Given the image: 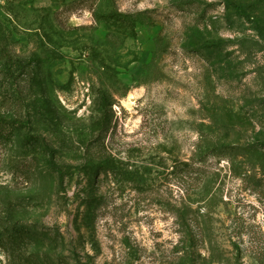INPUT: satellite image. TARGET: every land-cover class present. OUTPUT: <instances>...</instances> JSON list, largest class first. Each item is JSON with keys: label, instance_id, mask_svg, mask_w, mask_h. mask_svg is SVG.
Returning a JSON list of instances; mask_svg holds the SVG:
<instances>
[{"label": "rangeland", "instance_id": "rangeland-1", "mask_svg": "<svg viewBox=\"0 0 264 264\" xmlns=\"http://www.w3.org/2000/svg\"><path fill=\"white\" fill-rule=\"evenodd\" d=\"M0 118V264H264V0H0Z\"/></svg>", "mask_w": 264, "mask_h": 264}, {"label": "trees", "instance_id": "trees-1", "mask_svg": "<svg viewBox=\"0 0 264 264\" xmlns=\"http://www.w3.org/2000/svg\"><path fill=\"white\" fill-rule=\"evenodd\" d=\"M98 18H102L104 19L105 21L107 20H112V21H120L122 19V13L118 10H111L109 11L108 13H99V15H96ZM12 64L13 62L11 61V59H8L7 60V64H6V70H8V72L11 74L12 71H11V67H12ZM14 122H20V120L18 119H14L13 120ZM3 119L0 118V134H3ZM26 124H28V120H25L24 121ZM49 166L52 167L58 174V178H59V181H60V185L63 183V180H64V176H65V173L64 171H62V169L60 167L57 166V164L54 162V159H53V153L50 151L49 152ZM23 232L22 229H19L17 230V232L15 233H12L11 235V238L12 240L15 242V243H18V239L20 238V234Z\"/></svg>", "mask_w": 264, "mask_h": 264}]
</instances>
